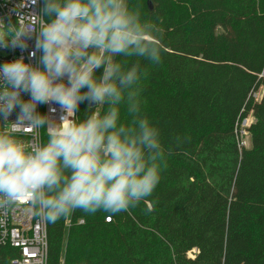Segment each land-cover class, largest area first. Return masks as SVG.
<instances>
[{
    "label": "trees",
    "instance_id": "trees-1",
    "mask_svg": "<svg viewBox=\"0 0 264 264\" xmlns=\"http://www.w3.org/2000/svg\"><path fill=\"white\" fill-rule=\"evenodd\" d=\"M129 4L163 29L162 62L140 59L141 108L160 129L167 167L126 212L47 222L49 264H264V94L254 97L264 89V0ZM95 107L81 102L77 118ZM120 120H130L124 106ZM15 256L0 248V264Z\"/></svg>",
    "mask_w": 264,
    "mask_h": 264
},
{
    "label": "clouds",
    "instance_id": "clouds-1",
    "mask_svg": "<svg viewBox=\"0 0 264 264\" xmlns=\"http://www.w3.org/2000/svg\"><path fill=\"white\" fill-rule=\"evenodd\" d=\"M21 16L15 24L0 19V47L25 49L35 34L30 56L42 55L38 64L21 56L0 66V212L26 203L34 216L55 223L76 210L117 214L136 207L167 167L160 129L141 108L147 70L140 59L162 62L163 29L129 0H44L40 14H27L37 18L35 28ZM83 101L96 107L78 119ZM48 103L60 106L58 120L37 112ZM121 106L128 123L120 120Z\"/></svg>",
    "mask_w": 264,
    "mask_h": 264
},
{
    "label": "built area",
    "instance_id": "built-area-1",
    "mask_svg": "<svg viewBox=\"0 0 264 264\" xmlns=\"http://www.w3.org/2000/svg\"><path fill=\"white\" fill-rule=\"evenodd\" d=\"M43 8V0H37L32 4L31 0H0V19L5 22L17 23L18 16L20 23H31L32 27H38L37 18L28 20L27 14H40ZM27 39V48L0 47L6 53V57H0V66L5 62L24 57L25 62L38 64L42 53L36 51V56L31 57L30 53L35 51V34ZM65 81L67 77H64ZM22 98L27 101L30 94L21 93ZM55 108V113L50 109ZM37 112L59 119L63 114L60 106L56 103L38 104ZM19 109L17 108L8 117L10 121L17 118ZM44 131L41 130L40 138L43 139ZM25 138L33 139V134H28ZM108 222V219L106 220ZM69 224V223H68ZM83 224V221L80 222ZM0 248H11L16 251V256L9 264H49V237L47 221H44L32 214L29 206L23 203L8 213L0 212Z\"/></svg>",
    "mask_w": 264,
    "mask_h": 264
},
{
    "label": "rangeland",
    "instance_id": "rangeland-1",
    "mask_svg": "<svg viewBox=\"0 0 264 264\" xmlns=\"http://www.w3.org/2000/svg\"><path fill=\"white\" fill-rule=\"evenodd\" d=\"M0 57H6V53L0 50ZM264 89H261L257 94L254 95L257 101H260L263 97ZM254 118L252 114L248 116L247 119L243 120L240 129H241V136H240V145L246 148H251V137L250 134L247 132V128L254 122ZM196 251L190 252L189 257L194 258Z\"/></svg>",
    "mask_w": 264,
    "mask_h": 264
}]
</instances>
